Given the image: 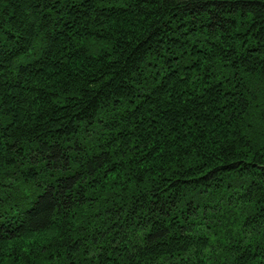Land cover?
Returning a JSON list of instances; mask_svg holds the SVG:
<instances>
[{
  "label": "trees",
  "instance_id": "obj_1",
  "mask_svg": "<svg viewBox=\"0 0 264 264\" xmlns=\"http://www.w3.org/2000/svg\"><path fill=\"white\" fill-rule=\"evenodd\" d=\"M0 264H264V0H0Z\"/></svg>",
  "mask_w": 264,
  "mask_h": 264
}]
</instances>
